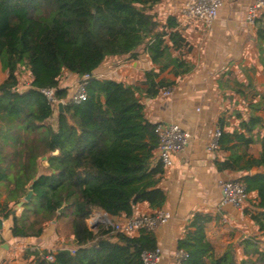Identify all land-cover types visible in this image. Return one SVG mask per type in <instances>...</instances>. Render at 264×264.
<instances>
[{
  "label": "trees",
  "instance_id": "obj_1",
  "mask_svg": "<svg viewBox=\"0 0 264 264\" xmlns=\"http://www.w3.org/2000/svg\"><path fill=\"white\" fill-rule=\"evenodd\" d=\"M160 2L0 0V64L6 72L0 84V162L4 148L11 147L18 161L15 189L25 194L27 183L32 188L30 199L22 203L21 216L8 213L11 235L38 237L45 223L63 219L73 235L74 252L53 253L50 264H142L141 253L156 249L152 231L141 230L138 236L110 234L102 225L94 231L87 223L95 210L112 217H130L137 203L160 209L165 202V192L157 187L163 166L160 161L151 165L158 147L156 124L145 119L135 88L110 78L91 77L85 83L86 99L79 104L66 103L64 113L56 114L55 128L47 123L54 109L40 89L54 88L57 99H65L66 89L58 87L64 70L77 77L92 74L106 56L136 59L140 49L151 62L158 63L169 47L178 50L185 46L184 38L174 29V17L165 22L170 31L161 30L155 11ZM254 26L264 71V13ZM175 62V74L183 68L190 70L184 61ZM19 66L32 77L22 91L16 89ZM156 77L153 70L144 71L148 96L159 91ZM260 123L259 116L250 114L239 124L243 132L226 133L219 128L218 147L230 155L218 168L245 172L238 180L247 193L256 192L258 201L255 210L243 212L262 233L264 135L258 139V154L248 151L255 142L253 126ZM39 157H46L48 165L39 169ZM4 177L0 167V180ZM212 219L209 214L193 215L178 241V249L188 255L182 264H264V249L254 237L239 242L245 257L239 261L232 246L215 255L204 230ZM48 254L42 252L40 264H48Z\"/></svg>",
  "mask_w": 264,
  "mask_h": 264
},
{
  "label": "crops",
  "instance_id": "obj_2",
  "mask_svg": "<svg viewBox=\"0 0 264 264\" xmlns=\"http://www.w3.org/2000/svg\"><path fill=\"white\" fill-rule=\"evenodd\" d=\"M253 1L228 0L224 4L222 1L216 19L211 26L206 27L195 19H183L181 10L184 0H161L155 6L161 30L169 32L165 27L166 19L174 17L177 23L174 29L179 31L186 45L178 50L169 47L158 63L151 62L149 55L141 49L136 59L106 56L93 71L96 78H110L135 88L148 122L156 125L173 123L190 134L186 147L173 156L172 166L163 168L157 182V187L166 196L160 209L169 211L171 215L165 224L152 231L156 249L160 252L158 264H176L174 253L178 249V241L184 237L195 213L213 217L205 224L204 230L215 255H220L228 246H232L236 260L245 258L239 242L247 238L249 231L254 229L259 232L243 212L256 209V192L248 193V206L243 210L221 205L218 181L238 180L245 172L219 170L218 163L229 157L230 152L219 147L214 150L207 148L217 128L226 133L235 130L243 132L240 122L254 114L236 113L234 117L232 107L253 104L257 109L260 106L259 97L249 98L248 94L251 89H264L263 69L256 61L255 26L246 21L247 9ZM165 39L170 46L167 37ZM178 59L190 66V70L185 71L183 68L175 74V60ZM23 70L19 66L15 72L17 91L27 89L32 80L29 71L25 70L28 82H20ZM145 70H153L157 74L155 81L160 88L155 96L146 93L148 85L144 79ZM5 78L6 72L0 64V84ZM74 79H78L77 75L64 70L58 79V87L68 90ZM163 89H169L170 95L163 96ZM256 100L258 103L255 104ZM259 117L261 123L254 125L252 131L255 142L248 148L253 156L260 151L258 139L264 135V117ZM252 148L256 152L251 151ZM12 150L11 147L4 148L0 162L5 174L0 180V263L40 264L39 256L43 251L53 254L73 250V235L63 219L45 223L38 237L16 238L11 235V216L8 213L21 216L23 198L31 186L30 183L26 184L25 194L15 189L18 161ZM36 161L39 169L48 165L46 157H39ZM158 161L156 149L151 165L155 166ZM155 210L146 202L137 203L133 206L131 216L149 214ZM99 213L102 212L93 211L90 218ZM124 217L121 214L114 219ZM96 227L91 229L95 231ZM138 235L139 232L131 236Z\"/></svg>",
  "mask_w": 264,
  "mask_h": 264
},
{
  "label": "built area",
  "instance_id": "obj_3",
  "mask_svg": "<svg viewBox=\"0 0 264 264\" xmlns=\"http://www.w3.org/2000/svg\"><path fill=\"white\" fill-rule=\"evenodd\" d=\"M221 5L222 0H184L181 10L182 17L186 20L195 19L204 26L209 27L216 19ZM261 13H264V0H254L247 9L246 21L253 25L255 19ZM91 77H95L93 73L78 77L73 87H69V89L66 90L67 96L65 99L58 100L55 95L56 89L54 88L40 89V93L48 100V103L54 110H56V104L59 101H61L63 105L66 103L79 104L87 97L85 83ZM162 95H170L169 89H163ZM154 131L158 138V160L163 168H168L172 166L173 156L182 151L188 144L190 134L173 123L157 124ZM220 135L221 130L217 128L207 145L209 150L218 148V139ZM218 186L221 191V205H229L237 210H243L248 206L249 195L245 191V184L242 181L219 180ZM170 217L169 211L162 209H157L149 214L124 217L123 219H114V217L102 212L99 213L98 216L90 218V225L93 228L102 225L105 229L110 230V234L131 236L141 230L148 232L154 231L157 227L165 224ZM0 223L2 224L1 217ZM73 252L74 250H71V253ZM187 257V253L182 249H177L174 253L176 264H182ZM140 258L142 264H158L160 252L158 249L143 251ZM45 260L48 264L52 263L54 260L53 254L46 255Z\"/></svg>",
  "mask_w": 264,
  "mask_h": 264
},
{
  "label": "rangeland",
  "instance_id": "obj_4",
  "mask_svg": "<svg viewBox=\"0 0 264 264\" xmlns=\"http://www.w3.org/2000/svg\"><path fill=\"white\" fill-rule=\"evenodd\" d=\"M222 1H223V4L228 2V0H222ZM256 61L259 62V56L256 57ZM259 64H260V66L262 68V65H261L260 62H259ZM263 73H264V71H263ZM25 75H27V73H26L25 70H23V73L21 75L23 77L20 78V82L21 83L28 82L27 78H25ZM75 81H76V79H74V81L72 80L73 83L69 87L72 88L73 84L75 83ZM70 82L71 81H69V83ZM248 94H249V98L252 97V96L254 98L255 97H259V99L261 100L259 108H257V109L253 108V106H252L253 104H250V105L249 104L248 105L247 104L235 105L234 108L232 107L233 113H234V117H236V113H242L243 115H248V114H250V112H253L254 115H256V116L258 115V116L264 117V89H260V90H256V91L254 89H251V90H249ZM254 103L256 104V103H258V101L256 100ZM55 116H56V112L54 110L53 115L48 119V122H47L48 125H50L51 127L56 126ZM254 149L252 148L251 151L256 152ZM89 220H90V217L87 219L88 225H89ZM246 235H247V237H254L257 241H259L260 248L264 249V232H262V233L261 232H257L256 230L253 229L252 231H249ZM219 250H222V249H219Z\"/></svg>",
  "mask_w": 264,
  "mask_h": 264
},
{
  "label": "water",
  "instance_id": "obj_5",
  "mask_svg": "<svg viewBox=\"0 0 264 264\" xmlns=\"http://www.w3.org/2000/svg\"><path fill=\"white\" fill-rule=\"evenodd\" d=\"M56 112L57 114H63L64 113V105L61 101H59L57 104H56ZM53 154H57V151H54ZM254 171H251L250 174H253ZM32 195V188L31 186H29L28 188V192L26 193L25 197L23 198L24 201H28L30 199ZM58 213H61L62 212V208H60L58 211ZM0 228H1V223H0ZM92 228V226H90V229Z\"/></svg>",
  "mask_w": 264,
  "mask_h": 264
}]
</instances>
